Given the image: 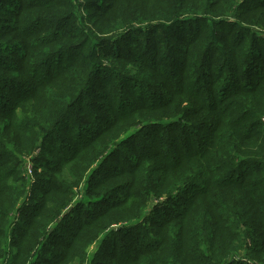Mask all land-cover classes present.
<instances>
[{
    "label": "trees",
    "instance_id": "obj_1",
    "mask_svg": "<svg viewBox=\"0 0 264 264\" xmlns=\"http://www.w3.org/2000/svg\"><path fill=\"white\" fill-rule=\"evenodd\" d=\"M96 243L264 264V0H0V264Z\"/></svg>",
    "mask_w": 264,
    "mask_h": 264
},
{
    "label": "rangeland",
    "instance_id": "obj_2",
    "mask_svg": "<svg viewBox=\"0 0 264 264\" xmlns=\"http://www.w3.org/2000/svg\"><path fill=\"white\" fill-rule=\"evenodd\" d=\"M105 73V72H104ZM150 79H151V81H155V78L152 76V77H149ZM107 86H109V84H108V82H102V87L103 88H107ZM100 86H98L97 87V89L96 90H98V88H99ZM95 93H97V91L95 92ZM133 131H135V129L133 130ZM132 131V132H133ZM40 154V151H39V153H38V155ZM57 155V153H51V152H49L48 154H46V158H54L55 156ZM23 160L26 162V173H27V175L29 176V173L30 172H32V175H33V172H34V163L31 161V158H23ZM118 162V160H115V163H117ZM83 188H84V186H83ZM79 196L74 200V202H73V204H72V207L73 206H76V205H78L79 204V202L80 203H82V202H85L86 201V198H84V195H83V191H82V188H81V193L80 194H78ZM71 207V208H72ZM70 208V209H71ZM69 212V210L68 211H66L65 213H68ZM17 220H19V219H16V221ZM12 229V228H11ZM53 229V228H52ZM10 238H11V233H10V236H9ZM9 241H10V239H9ZM100 246H101V244H100ZM52 250L50 249V251L49 252H47L44 256L46 257V258H48V259H52V257H53V252L52 251H54V250H57L58 249V245L56 244V245H52ZM6 249H8L9 250V246H7L6 247ZM99 249H100V247H99V243H96V244H94L93 246H92V248H91V250H90V252H89V255H88V258H87V262L85 261V264H93L94 263V261H95V256H96V254L98 253V251H99ZM240 259H242V260H249V256L248 255H246V253H243L242 255H241V258ZM47 264V263H46Z\"/></svg>",
    "mask_w": 264,
    "mask_h": 264
},
{
    "label": "built area",
    "instance_id": "obj_3",
    "mask_svg": "<svg viewBox=\"0 0 264 264\" xmlns=\"http://www.w3.org/2000/svg\"><path fill=\"white\" fill-rule=\"evenodd\" d=\"M31 174H32V172L29 173V175H31Z\"/></svg>",
    "mask_w": 264,
    "mask_h": 264
}]
</instances>
